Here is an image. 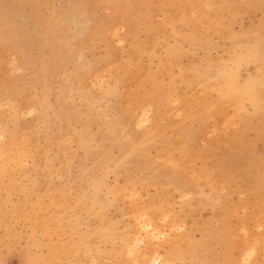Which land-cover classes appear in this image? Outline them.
Instances as JSON below:
<instances>
[{"label": "rangeland", "instance_id": "rangeland-1", "mask_svg": "<svg viewBox=\"0 0 264 264\" xmlns=\"http://www.w3.org/2000/svg\"><path fill=\"white\" fill-rule=\"evenodd\" d=\"M0 264H264V0H0Z\"/></svg>", "mask_w": 264, "mask_h": 264}, {"label": "bare ground", "instance_id": "bare-ground-1", "mask_svg": "<svg viewBox=\"0 0 264 264\" xmlns=\"http://www.w3.org/2000/svg\"><path fill=\"white\" fill-rule=\"evenodd\" d=\"M254 96V95H253ZM259 103V102H258ZM238 111V110H237ZM250 252H252L251 250H250ZM250 252H248L247 254H251Z\"/></svg>", "mask_w": 264, "mask_h": 264}]
</instances>
